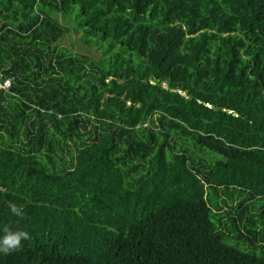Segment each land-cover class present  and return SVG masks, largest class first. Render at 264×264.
<instances>
[{"label":"trees","instance_id":"obj_1","mask_svg":"<svg viewBox=\"0 0 264 264\" xmlns=\"http://www.w3.org/2000/svg\"><path fill=\"white\" fill-rule=\"evenodd\" d=\"M0 78V264H264V0H0Z\"/></svg>","mask_w":264,"mask_h":264},{"label":"clouds","instance_id":"obj_2","mask_svg":"<svg viewBox=\"0 0 264 264\" xmlns=\"http://www.w3.org/2000/svg\"><path fill=\"white\" fill-rule=\"evenodd\" d=\"M9 208L13 215L20 218L24 217L22 206L10 203ZM3 233L4 234L0 236V253L5 255L21 250L23 247L22 242L31 239L29 233L26 231H11L5 227Z\"/></svg>","mask_w":264,"mask_h":264},{"label":"rangeland","instance_id":"obj_3","mask_svg":"<svg viewBox=\"0 0 264 264\" xmlns=\"http://www.w3.org/2000/svg\"><path fill=\"white\" fill-rule=\"evenodd\" d=\"M74 42H75L74 40L70 41L69 39L65 38L62 41V45L67 46L68 48H71ZM78 48L80 49L82 53H89L91 51L94 54L95 58H99L101 55V52L94 47H92L91 50H87V46L81 42H78L77 45H75L74 49L77 50ZM261 202H263V200L261 201L256 200L255 207H258ZM212 220L216 221L214 218H212ZM227 243L237 245L240 249H244L243 246H241V244H238L234 239H230L229 241H227Z\"/></svg>","mask_w":264,"mask_h":264},{"label":"built area","instance_id":"obj_4","mask_svg":"<svg viewBox=\"0 0 264 264\" xmlns=\"http://www.w3.org/2000/svg\"><path fill=\"white\" fill-rule=\"evenodd\" d=\"M10 84H11L10 79L6 78L1 80L0 78V88L7 89L10 86Z\"/></svg>","mask_w":264,"mask_h":264}]
</instances>
